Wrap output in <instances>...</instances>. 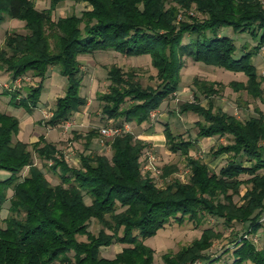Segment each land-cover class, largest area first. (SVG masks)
<instances>
[{"label": "trees", "instance_id": "1", "mask_svg": "<svg viewBox=\"0 0 264 264\" xmlns=\"http://www.w3.org/2000/svg\"><path fill=\"white\" fill-rule=\"evenodd\" d=\"M36 1L0 0V24L6 18L15 19L23 22L25 30L24 34L5 35L0 73L10 82L25 75L38 80L24 87L23 95L18 90L1 91L0 100L7 97L10 106L32 114L47 74L55 67L66 86L46 121L50 127L67 121L85 106L79 57L98 51L128 58L148 56L156 71L157 84L149 87L141 84L134 70L123 71L115 65L107 69L108 90L96 99L101 115L113 125L149 122L151 113L180 88L185 57L242 74L245 82L232 81L228 86L264 104V56L262 75L252 62L264 47L260 0H46L48 7L40 10ZM66 2L85 4L87 9L80 15L54 18ZM225 29L234 35H248L253 46L245 42L238 48L222 34ZM191 85L193 101L179 105V113L191 112L199 118L194 123L195 138H184L170 125L163 126L167 150L184 158L189 173L183 182L172 178L175 166H163L161 177L169 179L163 188L142 171L140 159L149 144L129 132L108 142V159L88 152L100 134L95 129L89 131L79 165L70 166L43 136L31 144L32 152L26 143L13 141L19 120L0 111V174H7L0 175V212L8 211L4 227L0 226V264H154V252L144 244L147 239L170 221L178 225L188 221L199 229L206 216L227 226L247 224L232 252L231 264H264V245L256 250L243 239L263 225L264 113L255 110L256 116L242 121L214 106L213 99L220 96L223 84L194 77ZM225 137L229 142L211 152L214 159L226 157L218 171L190 155L199 140ZM32 153L57 176L58 184L51 185L42 169L33 164ZM25 167L27 174L21 177ZM243 185L247 188L236 203L234 197ZM91 220L102 226L95 235L88 231ZM217 237L218 233L206 228L175 257L163 255V264L193 262L203 257ZM114 243L126 247L111 260L103 258L100 249Z\"/></svg>", "mask_w": 264, "mask_h": 264}, {"label": "rangeland", "instance_id": "2", "mask_svg": "<svg viewBox=\"0 0 264 264\" xmlns=\"http://www.w3.org/2000/svg\"><path fill=\"white\" fill-rule=\"evenodd\" d=\"M35 7L40 10L48 7V1H36ZM85 4H74L66 2L61 4L54 13V18H63L70 14L80 15L82 11L86 10ZM194 14V11H189ZM17 32L24 34L23 22L6 18L0 24V48L2 47L4 37L7 33ZM225 34L233 40L235 45L240 48L245 42H249V46H253L252 40L248 35H234L229 29L222 30ZM264 52L259 51L256 58L252 59L259 75L263 74L262 58ZM80 68L83 76L81 95L86 99V105L81 107L80 111L73 114L67 121L55 126L50 127L46 124L49 119L53 108L55 99L62 96L66 80L57 73L55 67L50 68L47 78L44 81L43 91L40 95V102L37 111L33 115L26 113L22 108L16 109L12 107V116L19 120L18 135L13 137V141L20 140L28 145L29 150L32 152L31 144L35 143L39 136H43L46 142L53 144L59 155L70 166L79 165V155L84 152L85 135L91 130L99 131L101 128L117 127L122 129L125 124L113 125V123L101 115V104L97 101L96 96L108 90L109 81L107 79V69L113 65L120 67L123 71L134 70L143 86L155 87L156 71L150 65V58L143 57H123L113 51H98L92 55L79 57ZM197 77L201 80L219 82L223 84L224 88L219 97L213 99L215 107L221 108L225 113L233 115L238 119L244 121L250 117L256 116L255 110L264 113V104L259 100H253L245 93H235L228 86L232 81L245 82L246 78L242 74H235L225 71L220 68L205 66L201 63H195L191 59L185 57L184 67L181 70V84L180 88L183 89L182 95L178 97L173 96L162 103V105L150 116L149 122L143 125L146 130L154 129L155 133L163 131L164 124L170 125L174 133H180L186 138L187 136L194 139L196 134V127L194 123L199 118L193 114H180L178 111L179 105L185 101L193 100L192 95V79ZM38 82L37 79L32 78L30 75H25L14 82H10L6 74L0 73V92L3 90H18L23 95V88L33 86ZM264 89V83L262 85ZM7 97H2L0 100V111L6 112ZM201 103L206 106L207 101L201 97ZM8 113V112H7ZM127 130L134 137L142 136V130L134 128V124H128ZM136 135V133H138ZM145 136V135H144ZM142 136V137H144ZM111 139H104L98 134L91 142L88 152L98 153L105 155L108 159L111 157L110 147L108 142ZM139 140V139H138ZM228 138H207L201 139L196 142L195 147L190 151V155L198 158L208 164V166L218 171L226 162L225 156H220L216 159L211 157L212 150H215L220 144L228 143ZM102 141V142H101ZM149 144L147 153L141 156L142 171L148 172L153 180V183L159 188H163L169 179L163 180L161 177V168L166 165H173L176 167L172 178H177L181 181H186L188 176V169L186 167L184 158L180 154L170 153L165 144L161 147L152 144L150 141L143 140ZM150 156L153 161H150ZM33 164L42 169L45 177L49 180L51 185L59 183L56 175L52 174L47 167H43L42 162L37 156L32 153ZM49 165V163H47ZM150 170H148V169ZM28 168L25 167L20 176L23 177L27 174ZM5 176L4 173L0 174ZM246 180L247 176L240 177ZM246 186L240 187L239 196L234 197L236 203H240V197L244 194ZM11 192H7L9 197ZM88 201H86L87 203ZM88 204V203H87ZM6 208V207H5ZM264 213V212H263ZM8 211L4 209L0 212V226L4 227V219L7 217ZM262 218V217H261ZM262 228L256 233H248L244 235L243 239L248 240L253 244L256 250H260L264 245V222L261 221ZM102 226L95 220L89 223L88 231L92 234L97 232ZM210 228L219 234V237L211 240L208 249L202 255L203 257L197 258L193 262H186L185 264H231L232 252L241 239V235L247 230V224L242 225L232 223L227 226L222 220L205 217L204 224L195 229L193 224L186 221L182 225H178L170 221L164 229L159 230L157 234L147 239L144 244L151 248L154 252V264H163L162 256L168 254L175 257L181 250L187 248L195 239H198L201 232ZM108 233V231L106 230ZM78 241H85V237H77ZM126 247L114 243L109 247H102L100 255L106 259H113L115 255L119 254L122 249ZM250 264V263H246Z\"/></svg>", "mask_w": 264, "mask_h": 264}, {"label": "crops", "instance_id": "3", "mask_svg": "<svg viewBox=\"0 0 264 264\" xmlns=\"http://www.w3.org/2000/svg\"><path fill=\"white\" fill-rule=\"evenodd\" d=\"M64 18V17H63ZM23 92H25V89L23 88ZM181 93H183V89H181V88H179L178 89V91L173 95V96H176V97H178L179 95H182ZM24 94V93H23ZM192 95V98H193V88H192V92H190V96ZM8 99V98H7ZM193 100H190V101H185V102H183V103H186V102H192ZM39 102H40V100H39ZM7 107H6V109H5V111L6 112H8V113H10V114H12L13 113V110H12V106H10L8 103H9V100H7ZM183 103H181V104H183ZM180 104V105H181ZM202 104V103H201ZM40 104L38 103V105L36 106V108H35V110L32 112V114L31 115H33L34 114V112H36L37 111V108H38V106H39ZM86 105V104H85ZM162 105V104H161ZM203 105V104H202ZM204 106V105H203ZM81 109V108H80ZM80 109H79V111H80ZM78 111V112H79ZM178 111H179V108H178ZM185 114V113H184ZM188 114H193V113H191V112H188ZM193 115H195V114H193ZM196 116V115H195ZM143 125H145V123H143V124H141V125H137V126H135L134 128H136L137 130H139V132H140V130H142V129H145V127L143 126ZM146 130V129H145ZM20 131V130H19ZM139 132L138 133H136V135L137 134H139ZM142 136H144V137H142V136H136L135 138L136 139H139V140H141V141H143V140H146V141H150V142H152V144H153V146L154 145H158L159 147H161V146H163L164 144H165V137H164V134H163V131L162 132H160V133H155V131H154V129H151V130H146V131H144V130H142V132L140 133ZM38 140V139H37ZM36 140V141H37ZM35 141V142H36ZM7 176V174H5V176H2V177H6Z\"/></svg>", "mask_w": 264, "mask_h": 264}, {"label": "built area", "instance_id": "4", "mask_svg": "<svg viewBox=\"0 0 264 264\" xmlns=\"http://www.w3.org/2000/svg\"><path fill=\"white\" fill-rule=\"evenodd\" d=\"M261 2H262V4H263V6H264V0H260ZM190 15H193L192 13H190ZM181 19V15H178V20H180ZM260 51H262V52H264V47H261V49H260ZM153 113V112H152ZM152 113H151V115L150 116H152ZM51 116V115H50ZM128 124H125L124 125V127H125V129L123 128L122 129V127H120V128H117V127H112V128H101L100 130H99V133H100V136L101 137H103L104 139H112V138H114V137H116V136H119V135H122L123 133H126V132H128V130H127V126ZM102 142V141H101ZM150 161H153V157L152 156H150ZM148 169V168H147ZM148 170H150V169H148ZM260 221H262V222H264V213H263V216H262V218H261V220Z\"/></svg>", "mask_w": 264, "mask_h": 264}]
</instances>
